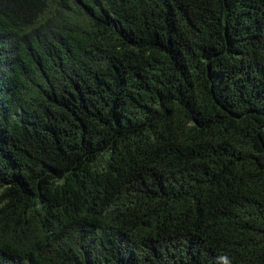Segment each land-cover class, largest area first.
Instances as JSON below:
<instances>
[{
  "label": "trees",
  "instance_id": "16d2710c",
  "mask_svg": "<svg viewBox=\"0 0 264 264\" xmlns=\"http://www.w3.org/2000/svg\"><path fill=\"white\" fill-rule=\"evenodd\" d=\"M0 264H264V0H0Z\"/></svg>",
  "mask_w": 264,
  "mask_h": 264
}]
</instances>
